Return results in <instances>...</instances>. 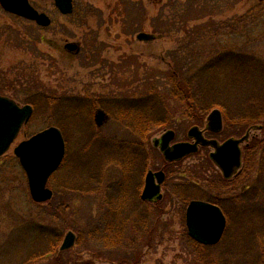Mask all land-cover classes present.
<instances>
[{"label": "rangeland", "instance_id": "374dc122", "mask_svg": "<svg viewBox=\"0 0 264 264\" xmlns=\"http://www.w3.org/2000/svg\"><path fill=\"white\" fill-rule=\"evenodd\" d=\"M31 1L49 13L50 25L42 27L18 17L0 3V93L21 105L34 106L31 119L0 157V264H54L56 251L71 229L80 239L68 250L81 260L96 264H189L194 252L186 237V208L196 196L217 199L227 209V226L219 243L224 240L234 244L243 256V248L251 242L254 253L262 249L259 264H264V237L255 236L264 231V119L257 122L262 128L251 129L255 155L247 152L246 161L247 169L252 165L253 171L240 188L220 191L222 178L209 159L211 148L201 147L166 165L164 209L135 208L141 172L146 170L144 183L150 167L156 169L165 163L162 153L154 148V139L174 128L176 141L186 137L193 125L205 128L214 108L224 113L219 106L186 108L182 97L178 99L172 92L170 74L183 65L180 71L185 75L195 63L202 65L226 51L247 52L264 63V5L254 8L261 0H75V10L66 15L55 0ZM141 31L153 33L155 38L141 40L137 36ZM191 35H202V40L194 45ZM68 41L80 42L81 51L68 50ZM220 62L219 72H228L225 60ZM259 74L257 71L253 79L247 76L250 82L247 79L237 88L214 81L218 89L211 100L233 104L230 116L243 113V109H247L245 113H257L264 108V99L259 96L264 90V77ZM137 100L141 101L139 106L154 103L152 110L138 113L161 111L170 113V119L164 127L153 128L143 142L144 165H136L127 178L110 159L120 147L140 146L129 140L134 134L131 122L120 118L123 113H134L121 106L138 104ZM255 101H262L261 106ZM99 110L109 115L102 125L95 120ZM51 125L62 129L66 153L49 179L54 196L37 203L14 148ZM227 125L221 133L206 135L219 139L235 132L243 135L253 124L239 129L233 120ZM117 139L122 140L120 146ZM183 184L189 193L180 192ZM115 191L125 195L134 211L144 212L141 220L130 213L129 236L130 240L139 239L138 256L136 248L127 254L108 252L111 250L104 248V242L84 228L91 224L104 227L105 196ZM240 193H246L244 198L234 199ZM55 202L58 204L54 207ZM53 208L57 210L52 215ZM41 226L55 228L57 237L53 233L42 236ZM48 247L56 251L50 253Z\"/></svg>", "mask_w": 264, "mask_h": 264}, {"label": "trees", "instance_id": "16d2710c", "mask_svg": "<svg viewBox=\"0 0 264 264\" xmlns=\"http://www.w3.org/2000/svg\"><path fill=\"white\" fill-rule=\"evenodd\" d=\"M263 5H264V0H261L259 1L258 4L254 6V8L255 9L257 7L261 8V6ZM250 15L251 17H253L254 13ZM196 33L199 34V32ZM201 36L202 35L193 37V35H191V43L194 45L199 44L200 42L198 41L201 39L200 38ZM240 57L241 58L247 57L248 59L246 60L247 62L246 63L240 62L239 61ZM197 58L200 59V57L198 56ZM259 59L260 58L255 57L252 54L250 55L247 52L226 51L216 54L213 59L202 65H200L199 63H195L194 65L191 66L190 69H188L189 72L185 75H183L182 72L180 71V69L182 70L183 67L182 65L180 66V69L178 71L174 72L173 74L172 73L170 74L169 79L172 81V84L174 85L172 88V92L174 91L173 94L176 98L179 99V97H182L186 108L187 107L203 108L202 105H207V108H210L212 106L221 107L224 111L223 115L226 125L228 124V122L233 120H235L237 127L239 129L241 125L243 127H247L250 125V123L259 124L257 122H259L261 119H264V108L258 109L257 113H245L247 109H243L244 110L243 113L240 112L237 113L236 115L230 116L231 113H234L233 104L231 105L229 103L227 105L225 102H223L220 99L211 100L213 93L216 92V90L218 89L214 81L215 82L221 81L222 84H227L231 86L235 85V87L237 88L239 84L241 85L243 81L249 79L247 76H250V79H253L254 74H256L257 71L260 73L259 75L261 77H264V63L262 61L257 62V60ZM223 60H225V62H223L224 67L227 66L229 70L228 72L222 71L220 73L217 67H220V63H221L220 61ZM241 61H245V60L241 59ZM247 64H250V66H252L254 70L251 69ZM192 69L196 71L193 72ZM215 70H217V72ZM223 72H225V74H223ZM221 77H223V79H221ZM250 79L248 82H250ZM259 96L264 99V90ZM252 97L255 98L254 95H249L248 98H252ZM256 98L258 97L256 96ZM159 99L161 101V98ZM261 102L262 101H255L254 103L256 106L260 107ZM137 103L138 104L134 102L133 104L127 106L126 105L121 106L123 108L125 107V109L123 110H129L134 113H123L124 116L129 114L128 117L125 116V118H123L124 117L123 116L120 118L121 120H127L131 122L132 126H130L131 128L130 130H132L134 134L129 140L132 143L139 144L141 142H145V140L151 136V134L154 132L156 128H161L164 127L166 124H168L170 119V113L169 114L162 113L161 111L160 113H152V111L151 113L148 112L138 113V110H142V109L152 110L154 103H152L151 106H146L147 102L145 104H142V106L141 105L139 106V103H141V101L139 100H137ZM159 108H161V105H159ZM238 109H240V107L236 108V110ZM121 141L122 140L117 139L116 143L120 146ZM126 147H127L126 149L125 147L123 149L122 147H120V150H118L117 152L116 151L112 152L113 154L111 156H113V158L110 159V161H114L117 164V166L121 168L120 170L122 172L124 171L126 177L130 178L135 166L138 165L142 160H143L142 163L144 165L145 159H142V155L140 153V149L138 148V146L128 145ZM247 155H246V160H247ZM107 158L108 157H105L104 159L107 160ZM102 164L104 163H101L100 166L98 167L100 168ZM244 175L245 172H241L240 178L243 179ZM180 187L182 189V191L179 190L180 192L189 193L185 185L184 186L181 185ZM124 196H125L124 194L118 193L116 191L111 196H105L108 202V204L105 207L107 209L106 216H109L110 220L106 218V216L104 215L105 223L103 228H101V226L99 225L96 226L92 224L91 227L89 225V226H85L84 228L85 230L89 231L94 238L99 237V239L104 242V248L107 250H111L108 252L127 254L133 252V249L136 248L137 256H138L139 239L138 237L137 238L133 237L131 240L134 241H131L129 236V233H131L132 231L130 216L131 214H134L135 218L141 220L144 219V214H143L144 212L142 214H139L136 211H134V209L131 206H128L127 199ZM241 197L244 198V195L240 196V198ZM57 204L58 203L55 202V204L52 205L55 207ZM140 205L142 204L138 202L135 208ZM158 208H160V210L164 209L163 201L158 202ZM56 210H57L56 208H53V212L51 214L52 215L55 214ZM38 217L39 215L36 216V219ZM144 224H146V218L144 220ZM41 227H43L41 230L44 231L42 233V236L44 234L51 235V233H53L55 234L53 237L55 238L57 237L56 236L57 230L55 228L44 227V226ZM38 230L40 231V228H38ZM255 236H260L261 238H263L264 231L261 229L260 231L255 233ZM186 237L190 242V245L193 247L192 252H194V257L191 259L192 261L189 264H259L261 261L262 249H258L254 253L252 251L251 242L248 243V246H245L243 248L244 255L241 256L239 254L240 252L237 250V247L234 244L229 245L224 240L218 245L208 246L198 243L194 239L190 238L187 234ZM78 238L80 239L79 236ZM261 246L264 247V244ZM48 251L51 253L52 251L55 252L56 250L55 249L51 250V248L48 247ZM54 264H96V263H94L91 260H81L78 257L73 256L70 250H59L56 251Z\"/></svg>", "mask_w": 264, "mask_h": 264}, {"label": "water", "instance_id": "95a60500", "mask_svg": "<svg viewBox=\"0 0 264 264\" xmlns=\"http://www.w3.org/2000/svg\"><path fill=\"white\" fill-rule=\"evenodd\" d=\"M56 5L64 14L73 11L72 0H55ZM3 8L11 13L36 21L39 25L51 24V17L45 12H39L29 0H0ZM141 40L154 39L155 34L140 32ZM66 48L71 51L78 49L77 43L67 42ZM31 104L21 105L16 99L0 94V156H2L14 142L23 125L33 115ZM108 119L105 111L99 110L95 120L102 125ZM255 129L262 125L252 126ZM208 128L219 132L223 128V114L221 109L214 108L208 115ZM188 136L194 141H179L170 144L175 137V131L169 129L160 138L155 139V144L160 148L168 161L179 160L182 157L197 152L200 145H211L215 150L211 153L212 159L222 168L226 177L231 176L234 170L241 165L240 143L248 138L249 133L241 138L230 137L222 144L217 139L206 138L198 125H193L188 130ZM15 154L19 157L24 168L32 198L36 202H45L52 198L53 190L48 186L52 174L60 167L66 153V140L63 131L56 125H51L27 139L22 140L15 148ZM155 178L158 182L155 181ZM165 173L161 171H149L142 193L144 199H161V183ZM186 224L189 235L196 241L205 245H215L222 239L227 218L221 207L215 203L194 199L186 210ZM76 243V233L69 230L60 246L66 250Z\"/></svg>", "mask_w": 264, "mask_h": 264}, {"label": "flooded vegetation", "instance_id": "af4514ba", "mask_svg": "<svg viewBox=\"0 0 264 264\" xmlns=\"http://www.w3.org/2000/svg\"><path fill=\"white\" fill-rule=\"evenodd\" d=\"M29 2L31 3V5H33L39 12H45V11H43V10H40V8L35 4V3H33L31 0H29ZM72 4H73V11L75 10V0H72ZM55 5H56V3H55ZM57 7H58V9H59V11L62 13V14H64L61 10H60V8H59V6L58 5H56ZM73 11L71 12V13H73ZM45 13H47V12H45ZM71 13H69V14H71ZM48 15H49V13H47ZM16 15V14H15ZM66 15V14H65ZM18 17H22V16H19V15H17ZM50 16V15H49ZM51 17V16H50ZM24 18V17H23ZM27 19V18H26ZM52 19V18H51ZM28 20H30V19H28ZM30 21H32V22H35V21H33V20H30ZM36 23V22H35ZM51 23H52V21H51ZM37 24V23H36ZM39 25V24H38ZM41 26V25H40ZM43 27V26H42ZM68 42H74V43H77V45H78V49L77 50H75V51H73V52H75V53H79L80 51H81V43L80 42H78V41H68ZM68 49V48H67ZM69 50V49H68ZM71 51V50H70ZM199 126V125H198ZM200 127V126H199ZM170 129H172V130H174L175 131V137H174V139L171 141V143L170 144H173V143H175V142H178V141H190V140H192V139H190L189 137H188V135L186 136V137H184V138H180V139H178V140H176L175 141V138H176V136H177V131L174 129V128H170ZM200 129L203 131V135H204V137H206V138H210V139H217L218 141H219V143H223L224 141H226L228 138H230V137H235V138H241L242 136H244V135H246L247 133H249V136H248V138L247 139H245L243 142H241L240 143V147H241V151H242V154H241V165H240V167H238V168H236L235 170H234V172L231 174V176H229V177H226L225 175H224V172H223V170H222V168L221 167H219L215 162H214V160L212 159V157H211V153L214 151V148L211 146V145H200V147H199V150L201 149V147H210L211 148V150H210V153H209V159L211 160V162H213L218 168H219V170H220V174H221V178H222V183L220 184V191H227L228 189H232V190H236V189H238V188H240L241 187V185L242 184H244V181L245 180H247V179H249V177L251 176V173H252V165H250V167L247 169V163H246V155H247V152L249 153V152H251L252 154L254 153V155H255V149H254V136H252L251 135V127H249V128H246V132H245V134H243V135H239V133H237V132H235V133H230V134H226V132H225V134H226V136H225V138H223V139H219V138H217V137H212V136H207L206 135V132H208V133H215V134H218V133H221V132H223L224 130H225V120L223 119V128H222V130L221 131H219V132H214V131H212V130H210L208 127H206V128H201L200 127ZM167 130H169V129H167ZM166 130V131H167ZM161 137V136H160ZM159 138V137H158ZM156 139V138H155ZM153 144H154V148L155 149H157V150H159L161 153H162V155H164L163 154V152H162V150H161V148H160V145L158 144V145H156L155 144V140H154V142H153ZM139 145V144H138ZM139 149H140V153H141V155H142V157L144 156V153H145V148H143V142H141L140 143V146H139ZM198 150V151H199ZM146 154V153H145ZM149 156V154L147 153V157ZM164 157V164L162 165V166H160V167H158V168H156V169H153L152 167H150L149 168V170L147 171V173L151 170V171H153V172H157V171H163L164 173H165V178H164V180H163V182L161 183V192H162V194H163V198H162V200H159L157 197H155V198H153V199H151V200H145V199H143V197H142V193H143V190H144V187H145V183H146V176H147V174H146V176H145V179H144V183H143V175H144V173L146 172V170H143V172H141V176H140V179L142 180V183L141 182H138V187H137V191H136V194H137V197H138V201H139V203H141L142 205H140V206H137L136 208H139V209H141L140 211H142V209H144V207H143V205L144 206H146L147 208L148 207H150V208H155V209H157L158 208V202L159 201H163V199H165L164 197H165V194H164V192H163V190H164V182H165V179H166V177H167V169H166V165L167 164H171V163H174L175 161H168V160H166L165 159V156H163ZM185 157V156H184ZM184 157H182V158H184ZM181 158V159H182ZM180 160V159H179ZM140 163L142 164V161H140ZM139 166V165H138ZM251 169V170H250ZM241 172H245V175H244V178L243 179H241L240 178V174H241ZM155 181L156 182H158L157 181V179L155 178ZM235 182V183H234ZM140 183V184H139ZM184 185H186V184H183V186ZM123 186H124V188H126V183H125V181H123ZM188 187H189V185H187ZM111 187H112V185H111ZM242 194L245 196L246 195V193H240V194H236L234 197H236V198H234V199H237V198H239L240 196H242ZM194 199H199V200H206V201H210V202H213V203H215V204H217V205H219L220 207H221V209L223 210V212L225 213V215H226V218L228 217L227 216V209H225L223 206H222V204H220V202L217 200V199H208V198H200V196H196V197H193L190 201H192V200H194ZM189 201V202H190ZM228 220V219H227ZM223 237H224V235H223ZM223 237H222V239H223ZM221 239V240H222Z\"/></svg>", "mask_w": 264, "mask_h": 264}]
</instances>
